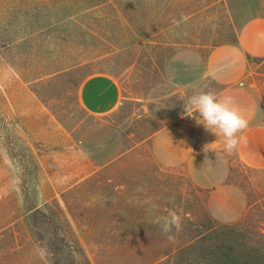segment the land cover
<instances>
[{
  "label": "rangeland",
  "instance_id": "obj_1",
  "mask_svg": "<svg viewBox=\"0 0 264 264\" xmlns=\"http://www.w3.org/2000/svg\"><path fill=\"white\" fill-rule=\"evenodd\" d=\"M224 46L264 126V0H0V260L264 264V168L184 112L225 88ZM97 74L122 94L104 116L79 101ZM169 211L171 241L153 223Z\"/></svg>",
  "mask_w": 264,
  "mask_h": 264
},
{
  "label": "crops",
  "instance_id": "obj_2",
  "mask_svg": "<svg viewBox=\"0 0 264 264\" xmlns=\"http://www.w3.org/2000/svg\"><path fill=\"white\" fill-rule=\"evenodd\" d=\"M209 69L224 89L218 98L231 96L236 106L248 119H254V98L245 87H240L243 79H248L250 64L243 50L236 46L218 47L211 51ZM264 73V61L258 66ZM216 75V76H215ZM81 106L90 114L104 116L118 108L122 101L118 82L107 75H92L82 83L79 93ZM243 135L247 142L238 145L242 162L251 168H264V126H248Z\"/></svg>",
  "mask_w": 264,
  "mask_h": 264
},
{
  "label": "clouds",
  "instance_id": "obj_3",
  "mask_svg": "<svg viewBox=\"0 0 264 264\" xmlns=\"http://www.w3.org/2000/svg\"><path fill=\"white\" fill-rule=\"evenodd\" d=\"M176 23V21H173ZM184 112L188 116L198 113L196 120L202 124L206 131L223 138L224 150L231 154L247 138L242 133L248 128L249 121L236 106L231 96L218 98L214 91L198 90L190 95L185 104ZM155 207V205H153ZM153 223L160 226L161 231L171 241L175 233L182 231V218L175 211H169L165 216L154 219Z\"/></svg>",
  "mask_w": 264,
  "mask_h": 264
},
{
  "label": "trees",
  "instance_id": "obj_4",
  "mask_svg": "<svg viewBox=\"0 0 264 264\" xmlns=\"http://www.w3.org/2000/svg\"><path fill=\"white\" fill-rule=\"evenodd\" d=\"M0 264H9L8 263V259H6V260H0ZM222 264H228V262H224Z\"/></svg>",
  "mask_w": 264,
  "mask_h": 264
}]
</instances>
